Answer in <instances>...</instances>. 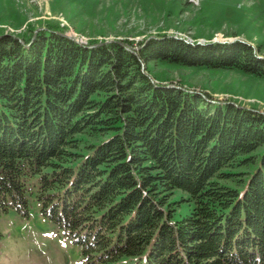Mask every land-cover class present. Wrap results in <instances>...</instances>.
I'll list each match as a JSON object with an SVG mask.
<instances>
[{
  "label": "trees",
  "instance_id": "16d2710c",
  "mask_svg": "<svg viewBox=\"0 0 264 264\" xmlns=\"http://www.w3.org/2000/svg\"><path fill=\"white\" fill-rule=\"evenodd\" d=\"M62 32L0 35V213L34 197L87 264H264V113L148 69L264 77L261 46Z\"/></svg>",
  "mask_w": 264,
  "mask_h": 264
},
{
  "label": "rangeland",
  "instance_id": "374dc122",
  "mask_svg": "<svg viewBox=\"0 0 264 264\" xmlns=\"http://www.w3.org/2000/svg\"><path fill=\"white\" fill-rule=\"evenodd\" d=\"M48 26L80 43L121 38L137 43L167 33L188 42L239 39L260 45L264 53V0H0V35L22 42L21 36ZM148 69L157 80L182 84L211 101L264 113V77L165 60L149 62ZM180 194L176 189L172 197ZM0 231V264H87L79 246L41 215L32 196L28 215L13 207L0 213Z\"/></svg>",
  "mask_w": 264,
  "mask_h": 264
},
{
  "label": "water",
  "instance_id": "95a60500",
  "mask_svg": "<svg viewBox=\"0 0 264 264\" xmlns=\"http://www.w3.org/2000/svg\"><path fill=\"white\" fill-rule=\"evenodd\" d=\"M66 36H68V37H70V38H71V36H69V35H67V34H66Z\"/></svg>",
  "mask_w": 264,
  "mask_h": 264
}]
</instances>
